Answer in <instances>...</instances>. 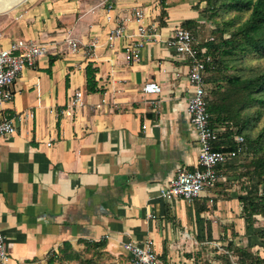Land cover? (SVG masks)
Listing matches in <instances>:
<instances>
[{"label":"crops","instance_id":"1","mask_svg":"<svg viewBox=\"0 0 264 264\" xmlns=\"http://www.w3.org/2000/svg\"><path fill=\"white\" fill-rule=\"evenodd\" d=\"M139 8L159 36L139 60H127L141 38L133 20ZM167 12L161 24L158 0H27L0 27V46L21 38L48 48L20 73L1 109L17 130L0 138V223L11 264H47L53 252L56 264H132L123 243L146 239L164 264H222L215 255L225 236L250 243L241 240L249 228L232 169L220 168L222 186L197 199L208 205L199 219L194 200L161 195L179 169L197 166L200 149L187 112L189 66L166 42L179 16H188ZM121 22L129 36L109 39ZM68 35L78 40L76 51ZM89 64L100 91H87ZM150 80L160 93L143 90ZM76 91L83 105L70 106ZM66 243L76 258L60 253Z\"/></svg>","mask_w":264,"mask_h":264},{"label":"trees","instance_id":"2","mask_svg":"<svg viewBox=\"0 0 264 264\" xmlns=\"http://www.w3.org/2000/svg\"><path fill=\"white\" fill-rule=\"evenodd\" d=\"M217 2L220 4L216 5ZM207 3L208 8L214 9V12H218L220 7L249 11L248 18L243 22L237 24L236 19H232L231 22L225 23V27L218 26L214 29L213 32H218L217 37H210L205 41L197 40L199 49H205V54L211 56V60L206 64L205 81L208 90L210 123L214 128L219 129L214 149L238 151L234 158L218 165V173L220 168L235 167L236 160L242 155L252 156L249 162L251 167L249 175L257 179L259 188L242 192L237 196L242 205L243 217L248 228H251L256 226V222L259 223L264 219V126L256 136L252 135L251 130L260 119L263 110L259 108L250 115L247 109L256 103L264 104V68L247 75L244 73L247 66L243 65V59L249 54L264 57V0H209ZM166 14V9L163 8L159 16L161 24L165 23ZM199 25L197 18L187 17L180 26L189 29L196 37ZM231 69H236L238 72L230 75L227 72ZM97 71L98 69L92 64L86 68L89 92L100 91L96 81ZM239 135L244 137L243 142L239 143L236 140V136ZM219 186H222L220 180L212 189ZM197 199L194 201L197 202L196 213L199 219L200 212L208 209V205L206 199L200 203ZM252 234L253 237L256 234V237L260 239L258 241L264 247V229H259ZM237 235L238 232L233 231V236ZM212 237V227L209 223L207 238L212 239ZM225 239L227 244L223 245L215 255L222 264H264V254L253 250L255 241L241 245L229 239L228 236H225ZM60 253L64 254L66 260L76 258V251L70 243H66ZM58 259H60L59 253L53 252L47 264H56ZM91 261L86 258L81 260V263L91 264Z\"/></svg>","mask_w":264,"mask_h":264},{"label":"built area","instance_id":"3","mask_svg":"<svg viewBox=\"0 0 264 264\" xmlns=\"http://www.w3.org/2000/svg\"><path fill=\"white\" fill-rule=\"evenodd\" d=\"M111 9L112 3L108 4ZM146 14L142 8L135 11L133 20L138 23V34L141 37L132 42L126 50L127 60H139L142 48L151 40L159 36L158 26L155 22L146 23ZM130 20V18H127ZM129 36L125 22L114 27L109 34V39H118ZM213 38V37H211ZM66 42L72 51L79 47L78 40L73 35H68ZM167 45L185 57L189 66L188 77L191 82L192 92L187 103V112L190 122L197 130L199 143V158L194 169H179L175 177L161 190L164 198H183L193 201L203 193L209 192L219 181L218 165L226 163L237 155L236 150L225 151L214 149L218 139L219 129L210 123L208 111V90L205 81L206 64L211 60L205 54V49H199L198 40L189 29L177 26L166 40ZM46 44L36 40L16 39L7 47L0 46V138L12 136L16 133L14 120L2 116V106L11 102L15 96L14 84L20 73L27 66H34L39 57L46 54ZM143 90L146 93H160L162 86L155 80L147 81ZM82 91H76L70 100V106L83 105ZM70 113V110H67ZM236 140L243 142L242 135ZM132 264H164L154 248L151 239L144 241L129 240L123 243ZM0 264H11V256L7 249L6 235L0 223Z\"/></svg>","mask_w":264,"mask_h":264},{"label":"rangeland","instance_id":"4","mask_svg":"<svg viewBox=\"0 0 264 264\" xmlns=\"http://www.w3.org/2000/svg\"><path fill=\"white\" fill-rule=\"evenodd\" d=\"M26 1L27 0H24L19 4L13 6L12 8L0 12L1 28L13 23L16 17L15 16L13 17V15H11V12L14 11L16 8L20 7L21 5H23ZM158 1H159V6L161 8V13L163 11V8H165L169 12H171L173 16H177L178 14L182 15L183 13L186 14L185 16L197 18V20L200 22V25L197 29L196 38L200 41H205L210 37H217L218 32H213V30L216 29L218 26L220 28H223L226 25L225 23L231 22L232 19H236L237 24H239L240 22L246 20L249 16V11L232 10L226 7H220L218 12H214V9L211 8L209 9L207 6L208 5L207 2L209 0H158ZM219 2H217L216 5H219L220 4ZM179 18L182 19V21L185 19L184 17H180V16ZM243 62H244L243 65L247 66L246 67L247 70H245L244 72L247 75L254 74L264 68V57L258 56L256 54L247 55L243 59ZM237 72L238 70L231 69L227 73L230 75H234ZM259 108L263 110V113L260 119L256 122L255 126L251 130V133L254 136H256L264 126V104L256 103L253 107L247 109L250 115H252L251 113H254ZM251 157L252 156L250 154L242 155L236 160V166L232 168L233 174L238 176V178L235 179V184H234L235 190L233 191V194L235 196L242 194V192H246L248 190L252 191L259 188L257 184V179L255 177L252 178L249 175V170L251 168L249 166V162L251 160ZM219 180H220V176H219ZM259 229H264V219L261 220V222L259 223L256 222V226L249 228L248 232L241 234L242 235L241 240L243 242H246L245 241L246 237H249L248 242H252L250 241V235H253L252 233L253 232L255 233V231H258ZM252 239L253 241L256 242L254 245L255 248L253 247V250H258V248H260L259 251L261 252L264 247L261 245L262 243L258 241L260 239L256 237V234H254V237ZM236 240L238 241L240 240V238L237 237ZM258 246H262L263 248ZM233 259L237 260L235 257H233Z\"/></svg>","mask_w":264,"mask_h":264},{"label":"bare ground","instance_id":"5","mask_svg":"<svg viewBox=\"0 0 264 264\" xmlns=\"http://www.w3.org/2000/svg\"><path fill=\"white\" fill-rule=\"evenodd\" d=\"M24 0H0V12L5 11L13 6L19 4Z\"/></svg>","mask_w":264,"mask_h":264}]
</instances>
